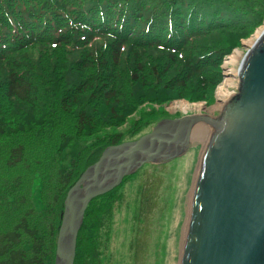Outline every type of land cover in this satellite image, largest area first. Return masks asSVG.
Listing matches in <instances>:
<instances>
[{
    "label": "trees",
    "instance_id": "trees-1",
    "mask_svg": "<svg viewBox=\"0 0 264 264\" xmlns=\"http://www.w3.org/2000/svg\"><path fill=\"white\" fill-rule=\"evenodd\" d=\"M263 25L264 0H0V170L35 157L40 198L51 189L41 209L29 192L0 199V264H54L68 189L106 147L135 140L98 134L145 102L209 100L222 58ZM130 178L88 205L74 264L101 263Z\"/></svg>",
    "mask_w": 264,
    "mask_h": 264
},
{
    "label": "water",
    "instance_id": "water-1",
    "mask_svg": "<svg viewBox=\"0 0 264 264\" xmlns=\"http://www.w3.org/2000/svg\"><path fill=\"white\" fill-rule=\"evenodd\" d=\"M237 79L236 93L217 117L163 119L137 140L102 151L65 195L54 264H74L90 202L145 165L183 156L203 125L208 136L190 190L179 264H264V29L245 53Z\"/></svg>",
    "mask_w": 264,
    "mask_h": 264
},
{
    "label": "rangeland",
    "instance_id": "rangeland-1",
    "mask_svg": "<svg viewBox=\"0 0 264 264\" xmlns=\"http://www.w3.org/2000/svg\"><path fill=\"white\" fill-rule=\"evenodd\" d=\"M263 29L264 25L256 29L248 39L240 42L231 54L222 58V79L209 100L192 102L189 100L192 93L183 91L180 93L182 98L165 104L142 103L128 116L123 125L116 129H103L105 131L98 134L99 142L105 144L109 139L106 137L110 135H121L124 140L134 137L137 140L139 136L149 133L163 119H177L196 114L217 117L223 107L219 90L232 95L236 93L238 68L245 53ZM102 44L103 41L95 48ZM232 57L233 63L230 62ZM173 75L174 72L169 78ZM168 81L169 79L166 80ZM182 104L187 105V113H183L180 108ZM153 115L156 118L151 119ZM204 134L206 135V132ZM91 140L89 146H93L97 138ZM11 143H6V151ZM200 151L201 145L197 143L183 156L165 164L143 166L124 183L118 191V201L113 203L112 218L106 229L108 234L103 232L101 235L100 264H179L182 232ZM5 158L6 152L3 160ZM35 160L37 158L29 156L15 169L0 170V199L7 198L11 192H15L17 198L23 196L20 193L29 192L30 199L37 209H41L42 204L50 200L51 189L44 190V197L40 198L41 185L37 174L39 169ZM52 164L51 161L50 173ZM50 178L53 179L52 176ZM18 182H21L20 187H17Z\"/></svg>",
    "mask_w": 264,
    "mask_h": 264
},
{
    "label": "bare ground",
    "instance_id": "bare-ground-1",
    "mask_svg": "<svg viewBox=\"0 0 264 264\" xmlns=\"http://www.w3.org/2000/svg\"><path fill=\"white\" fill-rule=\"evenodd\" d=\"M233 61H234V57H232L231 58V60H230V62L231 63H233ZM228 75V74H227ZM230 81H228L227 82V85H229L230 83H229ZM219 93H220V97H222V99H223V104L232 96V94H228V93H226V92H222V91H220L219 90ZM180 108L182 109V111H183V113H187V105L186 104H182L181 106H180ZM173 110H175V108H172ZM206 132V135L204 134ZM205 135V136H204ZM193 136H194V139H193V145H195V144H200V145H202L203 143H204V141L206 140V138H207V136H208V130H207V126H204L203 125V127H198L195 131H194V133H193ZM202 143V144H201ZM198 170V169H197ZM196 175H197V171H196V174H195V177H196ZM189 199H190V197H189ZM188 207H189V204H188ZM186 224H187V222H186ZM186 224H185V227H184V230H183V237H182V241H181V243L183 242V238H184V233H185V229H186Z\"/></svg>",
    "mask_w": 264,
    "mask_h": 264
}]
</instances>
